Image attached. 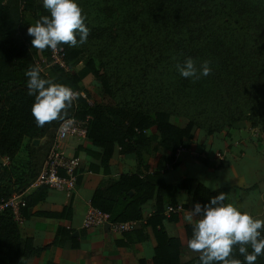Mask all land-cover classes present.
I'll list each match as a JSON object with an SVG mask.
<instances>
[{
	"label": "trees",
	"instance_id": "1",
	"mask_svg": "<svg viewBox=\"0 0 264 264\" xmlns=\"http://www.w3.org/2000/svg\"><path fill=\"white\" fill-rule=\"evenodd\" d=\"M78 3L90 29L87 43L76 48L60 45L66 49L68 69L53 65L41 76L77 91L78 115L92 117L87 138L92 148L81 145L75 151L77 155L84 150L103 167L91 205L109 214L112 222L144 220L123 233L126 240L120 242L128 247L154 239L151 263L142 258L139 264H200L199 254L183 260L181 238L165 227L168 221H179L180 213L167 216L166 209L178 204L182 190L191 192V207L209 203L220 192L228 203L229 188L212 189L193 177L169 183L165 173L178 166V150L194 138L196 127L208 135L241 130L242 122L264 129V0ZM28 14L34 21L50 15L42 0H0V203L15 192H25L36 180L60 125L39 127L31 112L35 96L28 94L25 70L37 64L38 57L50 60L51 52L32 48ZM188 57L198 65L211 60L212 74L195 81L182 77L176 66ZM90 75L102 89L100 102L83 85ZM154 146L165 152L155 171L143 173L142 154ZM117 152L135 157L137 170L113 176L110 162ZM49 190L41 185L26 195L24 217L45 201ZM151 200L155 211L145 218L144 205ZM36 213L71 219L73 203L62 211ZM185 232L190 239L191 224H185ZM67 240L74 248L80 246L70 229L60 226L52 242L35 247L32 238L23 237L10 209L0 213V264H26L30 257ZM233 254L243 261L236 249ZM256 264H264V256Z\"/></svg>",
	"mask_w": 264,
	"mask_h": 264
},
{
	"label": "crops",
	"instance_id": "2",
	"mask_svg": "<svg viewBox=\"0 0 264 264\" xmlns=\"http://www.w3.org/2000/svg\"><path fill=\"white\" fill-rule=\"evenodd\" d=\"M85 87L89 90L91 88L89 86ZM246 130L250 131V135L247 137L242 136L244 140H247L254 134L251 130ZM151 132H154V129ZM233 135V132H225L219 136L213 135L207 144H198L191 139L185 146V150L177 154L178 166L170 167L165 173V179L169 183L181 181L182 179H176V181L170 182L167 179V175L170 171L179 168L183 162H188L189 164L201 163L205 166L209 177L220 171L231 170L227 172L228 174L224 179L214 182L212 186L206 182L204 183L212 189L228 187V203H233L237 207H240L241 210L249 211L254 217L264 218V171L262 172L260 168L252 166L254 173L258 171V177L254 180H249L240 173V166L244 162L247 153L242 145V141L237 140ZM262 143L264 144V140L260 142V147L263 152L264 146ZM66 145L68 148L70 143ZM78 145L74 147L75 151L79 147ZM81 145L86 148H92L88 139L82 142ZM214 146H218V148L213 151ZM94 150L100 151L97 148H94ZM164 152L165 150L163 148L157 146L151 147L149 151L144 152L142 154L141 166L143 173L155 171L157 163ZM217 152H221L224 157L222 159L217 157ZM77 155L82 159V170L80 175L81 181L78 182L75 190L67 193L50 189L45 201L30 209L29 216L24 218L20 227L23 237L32 238L35 247H42L52 242L60 226L70 229L71 234L77 238L80 246L74 248L72 241L67 240L63 245H53L41 251L39 254L30 257L26 264H46L49 260L61 264H139V260L142 258H146L151 263L155 246L153 238L146 242H137L128 247H124L120 243L122 240H126L124 234L111 230L107 225L91 228L83 227L84 216L89 207L92 206V196L103 178L104 173L103 167L98 166L100 160L91 157L84 150L80 151ZM199 156L206 161L203 162L197 159ZM138 164L139 162L135 157L126 156L117 152L111 159L110 168L112 175L117 177L122 173L136 171ZM234 165H238L239 170L232 171ZM98 167L99 169H97ZM190 177L201 181L196 176ZM34 189L27 191V194ZM249 197L251 198L249 199ZM166 201L169 202L170 199ZM191 201V192L187 190L180 191L178 194V203L184 205V210L180 212L179 221H168L165 223V227L170 235L181 238L183 251L187 250L191 255L195 256L198 253L192 252L187 247L185 232V224L188 223L185 220V214L192 208ZM71 202L73 203L74 209L71 219L44 217L36 213L38 210L62 211ZM144 206H146V211H144V217L146 218L155 211V201L151 200ZM140 226L141 224L138 225V227Z\"/></svg>",
	"mask_w": 264,
	"mask_h": 264
},
{
	"label": "clouds",
	"instance_id": "3",
	"mask_svg": "<svg viewBox=\"0 0 264 264\" xmlns=\"http://www.w3.org/2000/svg\"><path fill=\"white\" fill-rule=\"evenodd\" d=\"M43 7L50 15H42L27 28L32 48L39 51L56 50L60 45L80 47L87 43L90 29L78 0H42ZM212 61L197 62L188 57L177 69L182 77L193 81L212 74ZM39 64L25 70L27 90L34 95L31 106L37 126L44 127L60 122L63 130L74 123L69 111L80 99L79 93L71 87L42 78ZM224 192L211 197L210 202H199L188 210L185 220L192 226L187 247L199 254L200 264H256L264 256V218L254 217L249 211L241 210L233 203H225ZM234 249L244 259L234 257Z\"/></svg>",
	"mask_w": 264,
	"mask_h": 264
},
{
	"label": "built area",
	"instance_id": "4",
	"mask_svg": "<svg viewBox=\"0 0 264 264\" xmlns=\"http://www.w3.org/2000/svg\"><path fill=\"white\" fill-rule=\"evenodd\" d=\"M50 52V60L42 57H38L36 59V63L40 65L42 72L48 73L49 67L53 65H59L62 68L68 69V65L66 63V49L63 46H58L56 50L50 49ZM74 103V113L69 116L74 123L67 130L61 129L60 125L58 126L55 140L36 180L25 192H15L9 198L3 199L0 203V213L6 209H10L15 220L19 224H22L25 218L23 215V207L26 203L25 198L27 191L30 189H36L37 187L44 185L49 189L71 193L78 185V180L82 170V159L75 153H67V147L63 145V142L71 138L87 139L89 124L92 117L90 115H78V106L76 102ZM183 150H185V146H181L178 153ZM216 155L221 159L224 157L221 152H217ZM183 210L184 205L178 203L176 205H169L165 214L170 216L172 213H180ZM141 223H144V220L112 222L109 219V214L90 206L84 216L83 227L91 228L109 225L111 230L119 233H125L135 230Z\"/></svg>",
	"mask_w": 264,
	"mask_h": 264
},
{
	"label": "rangeland",
	"instance_id": "5",
	"mask_svg": "<svg viewBox=\"0 0 264 264\" xmlns=\"http://www.w3.org/2000/svg\"><path fill=\"white\" fill-rule=\"evenodd\" d=\"M27 19L30 20L32 24L35 23L33 17L29 14L27 15ZM83 85L91 87L89 91L92 93L94 98L99 101H102V89L100 85L95 81L92 75L88 76L83 80ZM172 120L175 121V118H173ZM179 123L181 125H185L186 120L181 119ZM242 129H249L254 134L250 136L247 140H244L242 138L240 130L226 129L216 134L208 135L204 129H200L196 127L193 142L198 144H207L208 140L211 139V136L213 135L219 136L220 134H223L225 132L228 133L233 132L234 133L233 137H235L239 141H242L243 143L242 145L244 146L247 156L244 159V162L241 164L240 170L237 167L238 165H234L233 167L234 169L232 171L235 172V170H239L240 173H242V175L245 176V178L249 180L251 179L254 180L256 179V177H258V171L254 173L252 170V166L256 168H260L262 172L264 171V151L262 152V148L260 147V142L264 140V135H263L264 129H261L260 127L251 128L246 124V122L241 123V130ZM86 140L87 139L71 138L69 140L64 141L63 145L67 147L66 144L70 143L71 146L70 145L68 146L67 153H74L75 152L74 147L78 144H79L78 146H80V144ZM43 141L44 139L41 142ZM262 145L264 146L263 143ZM217 148L218 146H214L213 151L217 150ZM5 162H7V160H5ZM230 171H220L214 173L213 176L209 177V175L206 172L205 166L202 165L201 163L189 164L188 162H183L179 168H176L175 170L169 172V174L167 175V179L170 182H174L176 181V179H183L190 176H196L201 181L206 182L208 185L212 186L214 182L224 179L228 174L227 172ZM250 198L251 197H249V199ZM144 211H146V206H144ZM192 256L193 255H191L189 251L187 250L183 251V257H182L183 260H187Z\"/></svg>",
	"mask_w": 264,
	"mask_h": 264
},
{
	"label": "water",
	"instance_id": "6",
	"mask_svg": "<svg viewBox=\"0 0 264 264\" xmlns=\"http://www.w3.org/2000/svg\"><path fill=\"white\" fill-rule=\"evenodd\" d=\"M241 134H242V136L243 137H247V136H249L250 135V131H247L246 129H242L241 130ZM40 142V140H35V143L37 144V143H39ZM107 226H109V225H107Z\"/></svg>",
	"mask_w": 264,
	"mask_h": 264
}]
</instances>
